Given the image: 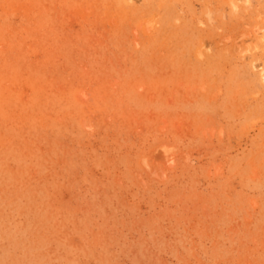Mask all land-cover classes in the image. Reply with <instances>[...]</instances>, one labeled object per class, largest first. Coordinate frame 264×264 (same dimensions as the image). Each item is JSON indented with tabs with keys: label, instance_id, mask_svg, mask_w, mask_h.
<instances>
[{
	"label": "rangeland",
	"instance_id": "rangeland-1",
	"mask_svg": "<svg viewBox=\"0 0 264 264\" xmlns=\"http://www.w3.org/2000/svg\"><path fill=\"white\" fill-rule=\"evenodd\" d=\"M263 77L264 0H0V264H264Z\"/></svg>",
	"mask_w": 264,
	"mask_h": 264
},
{
	"label": "bare ground",
	"instance_id": "bare-ground-1",
	"mask_svg": "<svg viewBox=\"0 0 264 264\" xmlns=\"http://www.w3.org/2000/svg\"><path fill=\"white\" fill-rule=\"evenodd\" d=\"M216 77V76H215ZM264 78V77H263Z\"/></svg>",
	"mask_w": 264,
	"mask_h": 264
}]
</instances>
